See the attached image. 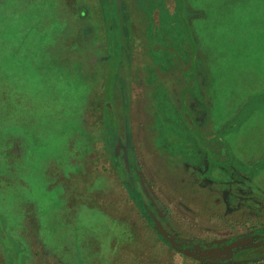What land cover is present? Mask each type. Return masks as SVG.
<instances>
[{
	"label": "rangeland",
	"instance_id": "obj_1",
	"mask_svg": "<svg viewBox=\"0 0 264 264\" xmlns=\"http://www.w3.org/2000/svg\"><path fill=\"white\" fill-rule=\"evenodd\" d=\"M16 1L0 26L20 24L38 75L0 68L21 136L0 140L16 177L0 174V264H196L183 240L264 218L263 173L235 180L238 203L210 185L238 170L220 144L264 149V0Z\"/></svg>",
	"mask_w": 264,
	"mask_h": 264
},
{
	"label": "trees",
	"instance_id": "obj_2",
	"mask_svg": "<svg viewBox=\"0 0 264 264\" xmlns=\"http://www.w3.org/2000/svg\"><path fill=\"white\" fill-rule=\"evenodd\" d=\"M16 2H18V0ZM29 2H30V0H29ZM80 7H81L80 10H82V11L78 15L79 18L75 20L73 25L78 26V22H82L83 20L86 19L84 17L85 14L83 12L85 7L83 6L84 7L83 8L82 5H80ZM30 9H32L31 13L33 15H35L37 13V11H40L39 9H41V8L34 7V8H30ZM16 29L9 30L11 32V33H9V31H6L5 26L4 27L0 26V30H1L0 31V68L5 67L3 69L6 71V73H7V71L8 72L12 71L13 75L15 73L18 77H22V76L24 77V74H23L24 69H21V68L28 66V71L30 70L29 71V77L34 75V77L36 78V76L38 75V72L33 67V64L30 62V59L26 58L27 61L24 59L26 54H27V52L24 50V46L28 48V45H24V41H23V39H24L23 32L24 31H23L22 27L20 26V24H19L18 28H16ZM83 31H85V30H83ZM83 31L81 30V32H83ZM83 34H85V33L83 32ZM13 36L19 37L17 42L15 43V45L10 44V42H9L10 38ZM11 40L13 43L15 42L12 38H11ZM52 49L53 48L50 49L51 52H53ZM23 51H25L24 54H22ZM35 54H37V53H35ZM6 73L3 74V72L0 70V77H3L4 75H6ZM7 75L9 76V73ZM23 81H25V80H23ZM72 81H74V79H72ZM20 86L24 87L23 84H20ZM2 89H3V86L0 87V90H2ZM4 101H6V96L4 93H2L0 95V140L4 141L6 143V141L12 142V140L9 138H16L15 140L19 141V145H20L21 144V142H20L21 136L18 135L17 133L11 132V130H13V126L9 125L7 117H4L5 115H3V110L5 111ZM17 111H18V109H17ZM109 117L113 120L112 115H109ZM112 126H113V124H112ZM129 132H130V130H129ZM15 134L18 135L19 137H14V136H16ZM115 142L113 141V139H111L107 142V144H111L112 145L111 148L113 147L112 158H113V161H115L117 163L116 169L120 171V169L118 168V166H119L118 156L116 155V150L118 149V145L115 146ZM5 143H4V145L8 146ZM48 146L53 147L54 150H55V148H57V145L54 142L50 143ZM11 148H12L11 146H8V148L6 150H3V147L0 148V158H3L4 162H5L4 166H0V170H1L0 174H2V177H4V179L6 181L5 183H7V184H8L9 180H11V179L14 180L16 178V177L15 178L13 177L12 171L10 170V166L8 164L9 158L11 157V155L9 153V149H11ZM229 162H233L237 165V168H238L237 173L238 174L236 172L233 173V174H235V177H234L235 180L237 178H239L240 180H244L246 182H249L251 179V175H250L251 173H253L255 175V174H258L260 171H264V162H261L255 166H253V167L247 168V167L241 165L240 163L236 162L233 158H229L228 162H219V164H223V165L228 164V166H225V167L229 168V166H230ZM136 167L134 166V170H136ZM3 169L5 171H3ZM136 171H141V169H138ZM14 176H16V175H14ZM201 177H205V178L208 177L209 178L211 176L208 173H204L203 175H201ZM215 179H216V181L213 182L212 184L218 185V186H219V183L227 181L225 179H222V180L218 179V178H215ZM18 184H20V185H18ZM18 184H16V186H17V188H20L22 185L21 181H18ZM147 185L150 188H153V186L151 185L150 182H148ZM149 187H148V189L151 190ZM134 191L136 192V190H134ZM243 223H246V224L245 225L243 224L240 227H246L248 225L250 227L251 231L248 234H249V236L253 237L251 239H252V243L254 244V246L257 244H262V245L257 246L256 248H254V250H259V249L264 248V218H258L257 220L249 219ZM234 227H235V224H233V226L230 228L235 229ZM254 237H256V238H254ZM260 238H261V240H259ZM225 245H227V243H223V244L219 243L218 244L219 247H221V246L223 247ZM244 264H264V256H260V255L255 256L252 258V261L246 262Z\"/></svg>",
	"mask_w": 264,
	"mask_h": 264
},
{
	"label": "flooded vegetation",
	"instance_id": "obj_3",
	"mask_svg": "<svg viewBox=\"0 0 264 264\" xmlns=\"http://www.w3.org/2000/svg\"><path fill=\"white\" fill-rule=\"evenodd\" d=\"M200 174L203 175L204 172L200 170ZM234 177L235 174H231L227 181L219 183V186L222 185L223 191L221 193H217L220 195V198H218L215 203L219 204L224 198V201L238 203L236 201L237 195L232 194L230 196L229 194L230 189L233 191V183H236ZM210 182L211 181L208 180V177H202V184H210ZM213 182H215V180L212 178L210 185H212ZM238 198L241 201L242 197ZM249 219L250 218H247L245 221ZM233 224H235V229H231L228 226L227 230L229 233L226 235V237L216 238L211 235L199 239L188 238L183 240V248H179V246H177V248L187 250L192 255L196 264H244L246 262L252 261V258L255 256H264V248L254 250V248L262 244H257L254 246L251 239L253 237L249 236L248 234L251 231L249 225L246 227H240L246 223L235 222ZM239 230L242 232L237 233ZM259 240H261V238ZM219 243H227V245L219 247Z\"/></svg>",
	"mask_w": 264,
	"mask_h": 264
},
{
	"label": "crops",
	"instance_id": "obj_4",
	"mask_svg": "<svg viewBox=\"0 0 264 264\" xmlns=\"http://www.w3.org/2000/svg\"><path fill=\"white\" fill-rule=\"evenodd\" d=\"M187 1H190V0H187ZM189 11H190V13L191 12L193 13L192 15H194L195 18L197 17L198 14H200L199 9H196V8H191ZM190 20H192V19L190 18ZM199 57L203 58V56H199ZM200 64H203V62L199 61L198 65H197V70L195 71V74L196 73L198 75L202 74L201 72H199ZM188 69H190V67H187V70ZM200 80H202V82H203V79H200ZM263 82H264V80H263ZM260 87L264 88V83H263V85L260 84ZM247 100H248V98H245L242 101V103L240 104L241 107L245 105ZM190 101H191V103H194L195 105H197L199 107L197 99L195 97H192ZM241 107L239 106V108H241ZM220 145L224 146L225 153L228 156V159L229 158H233L236 162L240 163L241 165H243V166H245L247 168L253 167V166H255V165H257V164H259L261 162H264V149L260 153L259 157H249L248 155H239V156H237L236 153L233 150V153H234V156H235V158H234L231 155V150H232L231 147L232 146H230V144L227 145V144L224 143V144H220ZM262 173L264 174V171H260L258 174H255V175L251 176L250 184L252 185V183H253L254 187L261 189L262 188V182H263V178H262V175H261Z\"/></svg>",
	"mask_w": 264,
	"mask_h": 264
}]
</instances>
